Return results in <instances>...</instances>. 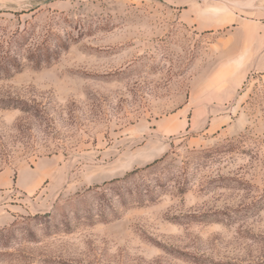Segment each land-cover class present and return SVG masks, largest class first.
<instances>
[{
	"label": "rangeland",
	"instance_id": "rangeland-1",
	"mask_svg": "<svg viewBox=\"0 0 264 264\" xmlns=\"http://www.w3.org/2000/svg\"><path fill=\"white\" fill-rule=\"evenodd\" d=\"M228 34L0 0V264H264V73L228 87Z\"/></svg>",
	"mask_w": 264,
	"mask_h": 264
},
{
	"label": "crops",
	"instance_id": "crops-1",
	"mask_svg": "<svg viewBox=\"0 0 264 264\" xmlns=\"http://www.w3.org/2000/svg\"><path fill=\"white\" fill-rule=\"evenodd\" d=\"M174 7L178 20L199 33L229 28L235 91L250 73H264V0H162ZM223 54H226L224 52ZM224 103L225 101H220Z\"/></svg>",
	"mask_w": 264,
	"mask_h": 264
}]
</instances>
